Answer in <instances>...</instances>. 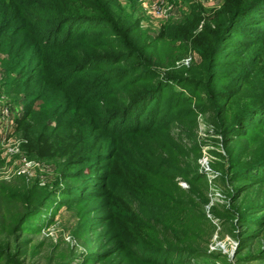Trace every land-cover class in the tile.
Here are the masks:
<instances>
[{"label":"trees","instance_id":"16d2710c","mask_svg":"<svg viewBox=\"0 0 264 264\" xmlns=\"http://www.w3.org/2000/svg\"><path fill=\"white\" fill-rule=\"evenodd\" d=\"M33 1L22 7V12L30 22L36 21L35 16L39 18L37 24L42 31L31 33L38 46L23 42L10 45L6 39L10 34H0V50L7 52L10 61L8 73L17 76L10 83L21 90L27 108L40 102L39 111L31 110L26 118L32 115L34 123L42 127L51 159L63 158L68 162L66 159L73 156L78 165L95 161L110 164V171L99 178L103 189L108 190V206L113 207L116 199L125 200L139 215V219L128 217L111 237L118 247L134 254L114 264H190L191 260L208 257L212 228L202 211L203 198L193 189L203 177L189 163L182 164L184 148L186 142L194 144L197 116L202 115L224 140L234 138L238 144L228 153L230 171L221 177L222 182L243 183L236 188L247 189L264 181L262 175L245 177L251 170L264 166V68L241 77L251 84L254 74L257 83L247 98L259 99L249 108L237 113L229 109L231 105H240L241 86L232 92L213 91L216 61L220 58L216 50L230 42L233 34L244 38L252 35L246 32L250 28L240 31L239 20L250 16L253 19L247 21L252 25L259 17L264 20V0H228L231 6L223 9L222 18L213 22L217 26V33L211 36L213 48L197 49L201 64L187 70L189 78L161 75L144 63L146 55L127 40L120 19L111 13L117 0ZM20 28H15L14 34L22 33L24 29ZM94 29L101 31L94 33ZM104 30L110 34H104ZM256 31H262L255 38L264 43V29ZM25 33L29 36L28 31ZM33 60L34 66L30 67ZM127 60L136 63L122 67L120 64ZM260 60L264 65V58ZM177 86L181 92L174 89ZM257 115L261 117L259 123L253 119ZM20 134L21 138H32L23 130ZM54 145L58 149L53 151ZM176 177L183 178L189 189H181ZM2 184L0 209L11 214L15 225L12 230L10 227L9 234L17 237L19 225L27 216H34L24 213L25 208L37 205V210L48 197L35 190L19 191ZM260 206L258 212L264 211V202ZM255 208L246 207L244 212L230 210L227 215L232 214L240 226L250 225L262 232L264 215L256 216ZM19 254L8 245L0 246V262L4 264H13ZM105 256L104 262L108 254L90 252L82 260L92 264Z\"/></svg>","mask_w":264,"mask_h":264},{"label":"rangeland","instance_id":"374dc122","mask_svg":"<svg viewBox=\"0 0 264 264\" xmlns=\"http://www.w3.org/2000/svg\"><path fill=\"white\" fill-rule=\"evenodd\" d=\"M34 1L40 3L41 0ZM151 1L117 0L111 13L120 19L122 33L127 40L146 55L145 64L161 75L189 78L187 70L201 64L197 49L210 51L213 48L215 42L211 36L217 33L213 22L222 18L220 12L231 4L228 0H168L160 4L166 16L155 19L147 12ZM29 2L0 0V34L3 31L10 34L6 38L10 45L23 42L38 46L31 33L36 35L42 31L43 28L37 24L39 18L35 16L36 21L30 22L24 19L22 12V7L31 5ZM250 18L245 16L239 20V26L240 31L250 28L246 32L252 35L244 38L233 34L230 42L216 50L220 58L216 61L217 79L213 91L232 92L242 87L240 105L229 108L234 113L251 107L259 99L249 101L247 98L257 88L254 74L250 78L251 84L241 79L253 70L264 68L260 60L264 58V43L255 38L256 34H262L259 33L262 31L256 30L264 29V20L259 17L252 25L247 21ZM17 27L24 29L18 35L14 34ZM98 30L93 31L97 33ZM27 31L29 36L25 33ZM103 33L110 34L108 30ZM2 38L0 36V43ZM3 48L8 50L5 46ZM34 60L30 67L34 66ZM133 61L127 60L120 65L124 67L136 63ZM9 64L7 52L0 50V183L19 191L35 190L45 194L48 200L37 210V205L25 208L24 213L31 212L34 216H27V220L19 225L21 230L17 237L9 234L10 227L12 230L15 225L11 214L6 209H0V246L8 245L11 251L20 253L14 257L13 264H90L82 260V256L90 252H105L109 257L105 262L107 256L92 264H114L120 259H130L134 254L118 247L111 237L118 232L123 221H128V217L132 215L139 219V215L125 200L116 199L113 207L108 206V190L103 189L102 179L99 178L110 171V164L95 161L93 164L78 165L73 156L66 159L68 162L63 158L51 159L49 141L43 138L42 127L34 123L32 115L26 118L31 110L34 113L39 111L40 102L27 108L28 102H25L21 90L10 83L17 76L8 73ZM174 89L182 91L178 86ZM224 99L225 95L221 101ZM253 119L255 123L261 121L259 115ZM196 125L194 144L190 146L184 141L187 146L182 164L189 163L203 177V181L196 182L193 189L203 198L202 211L212 228V238L207 244L208 257L191 260L190 264H264V231L250 228V225L240 226L232 214L227 215L230 210L244 212L246 207H256L253 211L256 216L264 215V211L258 212L264 202V181L259 185L251 184L247 189L236 188L243 183H223L221 177L230 171L228 153L238 144H235L234 138L224 140L202 115L197 116ZM22 130L31 134L32 138H21ZM161 133L165 135V132ZM249 146H252V141H249ZM54 147L53 151L58 149ZM258 175L264 178V166L251 170L245 177L255 178ZM176 181L181 189H189L183 178L176 177ZM144 213L158 219L153 213Z\"/></svg>","mask_w":264,"mask_h":264},{"label":"built area","instance_id":"2783aa9c","mask_svg":"<svg viewBox=\"0 0 264 264\" xmlns=\"http://www.w3.org/2000/svg\"><path fill=\"white\" fill-rule=\"evenodd\" d=\"M168 0L151 1L147 7V12L155 19H162L166 16L165 11L160 4L166 3Z\"/></svg>","mask_w":264,"mask_h":264}]
</instances>
